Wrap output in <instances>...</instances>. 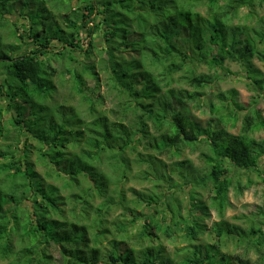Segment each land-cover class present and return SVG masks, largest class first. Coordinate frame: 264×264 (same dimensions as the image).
<instances>
[{"label": "trees", "instance_id": "16d2710c", "mask_svg": "<svg viewBox=\"0 0 264 264\" xmlns=\"http://www.w3.org/2000/svg\"><path fill=\"white\" fill-rule=\"evenodd\" d=\"M72 1L46 0L44 17L15 22L16 0H0V43L8 48L0 51V96L19 100L20 93L30 107L35 95L46 98V89L56 90L54 60L62 58L73 66L66 73L87 105L77 109L60 103L68 122L59 119L65 127L52 136L38 132L37 121L29 125L35 112H29L31 120L25 112L12 117L13 127L26 137L20 141L21 153L0 146V264H264V198L248 226L224 219L230 190L240 195L251 183H244L242 174L255 172L264 182V139L255 137L264 129L260 97L245 104L232 88L215 92L208 101L206 89L220 73L199 70L203 64L218 68L233 60L244 67L251 85L264 90V72L254 63L257 58L264 62V15L256 9L264 0H80L77 8ZM21 5V12L29 7L25 0ZM244 7L248 10L241 21ZM98 32L102 45L95 41ZM27 39L37 48L15 54ZM126 51L137 55L127 58ZM101 70L119 101L114 116L100 111L84 90V73L99 82ZM7 81L11 94L3 91ZM193 107L207 108L209 119L202 121ZM3 129L0 125V136ZM35 145L38 159L48 166L44 175L30 160ZM198 145L208 149L201 153L203 172L195 171L190 159L174 160L170 167L163 161L164 155L181 157L185 147ZM130 153L144 165L142 179L155 188L169 187L160 193L130 188L134 203L146 204L150 212L145 216L134 210L131 222L116 221L110 228L103 212L96 215L94 201L102 197L116 203L115 195L125 205L124 183L133 171ZM187 183L189 203L184 205L173 191ZM205 189L209 203L199 192ZM212 209L220 219L209 227ZM141 219L139 240L130 245V227ZM180 232L190 244L175 256L156 244L162 234L175 239ZM206 232L214 241L196 244ZM230 242L244 253L233 258L224 252ZM51 247L59 257L50 253Z\"/></svg>", "mask_w": 264, "mask_h": 264}, {"label": "rangeland", "instance_id": "374dc122", "mask_svg": "<svg viewBox=\"0 0 264 264\" xmlns=\"http://www.w3.org/2000/svg\"><path fill=\"white\" fill-rule=\"evenodd\" d=\"M26 3L29 4V7L27 6L23 12H21V0H16L15 3V10L16 12L11 15V17L14 19L15 22H31V21H36V17L38 15H41V17H44V9L43 7L47 4L45 1L46 0H25ZM82 3L80 0H73L71 2L72 7H80ZM30 8V9H29ZM199 10L205 12V8L203 7H198ZM256 9L259 11L260 15H264V3L262 6H257ZM248 8L244 7L241 11L242 13V19L241 21H244V15L247 13ZM21 13V15L19 14ZM22 16V17H21ZM24 17V19H23ZM9 23V22H8ZM93 24V23H92ZM252 24V22H251ZM83 30L86 29V27L82 26V24H79ZM91 25V23L89 24ZM13 36V35H12ZM9 36V40L10 37ZM120 36V35H119ZM14 37V36H13ZM95 41L97 44L102 45L103 43V38L100 32L97 33L95 36ZM8 40V41H9ZM16 41L18 38L15 39ZM6 42L0 43V51H7V47H4ZM81 44V43H80ZM86 43L84 42L82 45H85ZM55 46L58 45L57 43L54 44ZM84 47V46H82ZM37 48L34 42H32L30 39H27V43L22 44L21 49H18L15 54H23L26 52H30V50ZM82 53V52H81ZM213 53L212 51H209V54ZM97 54V55H96ZM96 54L93 53V56L95 58L96 64L100 63L99 61V53L96 51ZM124 55L127 58H132L133 56L137 55V51H129L125 52ZM92 55L89 57L87 61H90L91 58L93 57ZM105 57V56H104ZM94 61V62H95ZM255 65L260 68L264 72V62L261 61L259 58L254 59ZM54 64L57 67V74L53 77V82L56 85V90L54 92V87L46 89L45 91L49 93L48 96H43V95H35L34 96V103H31V107L24 102V99L22 98L21 94L19 93V100L17 99H11L7 100L4 98V96H0V107L2 106V117L0 118V125L4 126L3 135L0 136V146L2 149H11L12 151H18L21 153L22 150V144H20V141H24L26 134H20V129H16L13 127L11 123V119L14 116H17L18 112H25L26 119L31 120L29 116V112H35L36 117L35 120H32L31 122H28L30 124H34L35 121H37L36 129H38V132H43V133H50L51 136L58 132L59 127L64 126L65 127V121L66 123L68 120L64 118L63 114L66 113V111H63L62 109L59 108L60 103H66V105L74 107L79 109L81 108H86L87 105L85 104V100L82 97V95L78 94L76 91V88L74 87V81L71 76L67 75V71L73 66L71 64H68L66 60H63L62 58L59 60H54ZM99 65V64H98ZM77 70L82 71V65L80 66L77 64ZM199 70L201 72L205 73H210V74H215V72L220 73V79L215 80V84L211 88H207L206 91L209 95V99H212V95L217 92V91H225V90H230L232 88H235L239 91V99L241 102L245 104H249L252 99H258L259 100V109L261 110L262 115L264 116V90L259 89L254 87V85H251L248 81L250 79H247V77L244 75V67H242L239 63L233 61V60H228L226 59L222 66H219L218 68H210L208 65H201L199 67ZM85 74V80H86V86L84 90L86 89V92L91 93V98L93 99V103L96 102V106L100 111L107 112L109 115L114 116L116 115V110L113 109H118V99L115 97L116 94L111 93L112 89L108 88V83H107V78L108 75L104 71H100V81L96 82L94 79L93 75L90 73H84ZM2 78H0V83ZM4 88L3 91L6 93L9 92L10 94L14 91V89L11 91L10 90V81L3 82ZM28 93L29 90L25 89ZM54 92V94H53ZM110 95V97H109ZM216 102V100L214 99ZM9 103V104H8ZM90 106V105H89ZM194 114L200 118L202 121H207L210 117L209 110L207 108H202L200 109H195L193 107ZM87 113L90 112V107L89 109L86 110ZM67 114V113H66ZM86 114V113H84ZM46 115V116H45ZM82 115V114H81ZM86 116V115H83ZM46 117V118H45ZM64 118L65 121H59V119ZM52 126H44V125H39L38 123H45V122H53ZM60 123V124H59ZM67 127V126H66ZM234 131H237L238 128L233 129ZM78 132V131H77ZM73 135L77 134L74 131ZM256 138L264 139V129L258 131L255 135ZM20 138V139H19ZM33 144H36L37 142L32 140L31 141ZM140 149L144 150L142 146H139ZM20 148V149H19ZM202 151H208L205 145H198L194 150H192L190 147H185L182 156L181 157H172V155H164L163 156V161L169 164V167L172 166V161L174 160H183V159H190L191 164L198 170L199 172H203L206 167V163L204 162L205 160L202 157ZM131 160H133V171L130 173L128 179L124 183V190H125V205H121L117 203L119 200L117 199V196L114 195V200H116V203H113V200L109 201H104V199L101 197L95 198V205H96V215H100V212H103L104 215L107 217L108 221L107 224L111 228L115 227V222L117 221H126V222H131L132 220V215L133 211L135 210L136 213H142L145 216L148 215L150 212L149 209L147 208L146 204H141V205H136L134 201L136 200L135 195L131 191L130 188H136L137 190H140L141 192H147L149 193L150 191H155L157 193H160V191H163L166 187H169L168 184H164V186H160L155 188L154 183L150 181H146L145 179H142L140 177V172L141 168L144 167L143 164L139 165L136 164L134 161L135 155L131 154ZM39 155L37 152V146L35 145L34 148H32V153L30 160H32L35 163V167L37 168L38 172L41 174H45V172L48 169V166L41 160L38 159ZM2 160V158H1ZM46 176V175H45ZM242 180L244 183H250L248 187H246L243 191L242 194L237 195L233 191V189L230 190L229 192V198L231 205L228 207L226 211V215H224V219L231 222L238 224L242 227H246L249 225L248 217L253 219V213L257 211L258 206L262 205L263 198H264V182L263 180L257 176L255 172H246L241 175ZM176 179L179 180L178 177ZM191 177H188V181H190ZM53 181H57L56 179H52ZM182 182V181H181ZM185 186V187H184ZM191 186L187 184H180L178 185L173 192H175V196L184 204L189 203V197L186 195L188 189ZM186 188V189H185ZM62 193L67 196V193L62 189ZM171 191V190H170ZM168 191V192H170ZM172 192V191H171ZM199 192L202 193L203 197L202 199L206 200L207 203L210 202L209 200V192L207 189L205 190H199ZM112 194V193H110ZM68 201V200H67ZM106 204H102V203ZM100 204V205H99ZM103 205V206H102ZM186 212V210L184 209ZM212 214L209 219L206 220L207 224L212 225L214 221H217L219 218L218 213L215 209L211 210ZM143 221V219L139 220L137 223L132 225L130 227V232H129V244L130 245H135V243L139 240L137 237L139 228H140V223ZM255 221L258 222L259 219L256 217ZM115 231V230H114ZM162 238L156 242L160 246H162L163 251L166 254H169L170 256H175V253L178 248L189 245L190 242H188L187 238L185 237L182 232H180V235H178L175 239L168 238L165 234L161 235ZM214 241V236L206 232L203 234L200 238L199 241H194L196 244H204V243H209ZM104 245H106L109 249L112 248L113 246H109L108 243L105 241ZM192 249V247H191ZM224 252L229 253L233 258H235L238 254H243L244 249L242 246H236L234 245L233 242H230L227 244V246L224 247L223 249ZM50 253L54 254L56 257L60 256L59 251L51 247L50 248ZM250 258V257H248ZM178 259V258H177ZM251 260L252 261H257V256H254L251 254ZM178 262L180 260H177Z\"/></svg>", "mask_w": 264, "mask_h": 264}]
</instances>
